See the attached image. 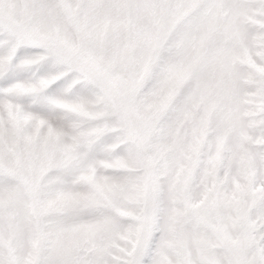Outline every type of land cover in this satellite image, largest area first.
Instances as JSON below:
<instances>
[{"label":"snow or ice","instance_id":"obj_1","mask_svg":"<svg viewBox=\"0 0 264 264\" xmlns=\"http://www.w3.org/2000/svg\"><path fill=\"white\" fill-rule=\"evenodd\" d=\"M0 264H264V0H0Z\"/></svg>","mask_w":264,"mask_h":264}]
</instances>
